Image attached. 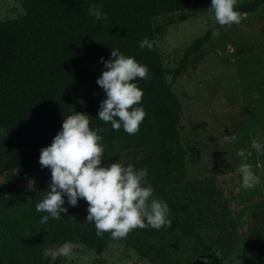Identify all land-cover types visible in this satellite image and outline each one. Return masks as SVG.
Segmentation results:
<instances>
[{
    "label": "trees",
    "instance_id": "trees-1",
    "mask_svg": "<svg viewBox=\"0 0 264 264\" xmlns=\"http://www.w3.org/2000/svg\"><path fill=\"white\" fill-rule=\"evenodd\" d=\"M25 14L0 21V174L18 167L16 176H24L46 192L51 171L39 163L40 150L51 144L61 130L64 117L82 112L89 115L90 127L104 129L103 164L117 161L125 150L144 148L152 153L135 158L129 164L148 169V181L166 201L173 214L184 218L160 230L154 236L175 228L186 245L190 264H201L209 256L203 238H213V220L218 216L215 176L203 182L182 183L186 175L181 148L170 145L177 139L181 103L166 78L158 37L163 33L155 25L157 17L210 4L211 0H23ZM264 0H254L238 7L242 13L256 11ZM95 5L107 14V23L87 14ZM214 25L196 39L186 51L174 79L181 75L190 57L199 53L213 36ZM147 37L154 44L151 51L138 42ZM111 48L133 56L146 65L150 80L138 79L143 90L141 105L146 117L135 135L123 129L114 131L110 123L99 120L98 111L106 94L96 83L102 75L103 62ZM11 83L13 88L8 87ZM4 192L0 189V199ZM43 198L24 196L9 213L0 215V264H49L44 256L53 245H62L60 219L40 222L35 205ZM66 200V197H65ZM66 215L88 206L80 199L77 206L64 205ZM104 234L79 238L86 249L104 248L112 240ZM141 256H151L150 248H138ZM154 263L158 257H151ZM57 264V263H56ZM252 264H264V239L257 247Z\"/></svg>",
    "mask_w": 264,
    "mask_h": 264
},
{
    "label": "rangeland",
    "instance_id": "rangeland-1",
    "mask_svg": "<svg viewBox=\"0 0 264 264\" xmlns=\"http://www.w3.org/2000/svg\"><path fill=\"white\" fill-rule=\"evenodd\" d=\"M252 1L238 0L237 8ZM209 7L204 4L155 20L163 30L157 45L166 78L182 107L177 139L170 145L184 152L186 175L182 183H199L215 176L218 216L212 223L214 237L203 238L209 256L201 264H252L264 239V154L251 147L253 140L264 143V4L244 13L246 18L240 24L212 37L174 79L186 51L214 26ZM24 14L23 0H0V21ZM231 135L236 136L234 142ZM241 149L250 153L246 159L237 155ZM151 153L150 149L131 147L117 161L127 165ZM242 162L250 164L260 179L253 188L241 187ZM18 169L0 174L4 192L0 215L11 212L24 196L35 199L47 194L30 179L16 176ZM154 196L162 200L156 191ZM87 207L72 215L61 214L63 243L71 242L73 250L68 257H54L46 253L58 245L51 246L44 254L49 264H190L186 245L175 228L160 236L152 235L150 227L137 228L125 238L112 239L104 248L86 249L79 238L97 236L95 225L86 222ZM169 218L171 223L179 221L180 226L185 223L171 211ZM138 248H150L151 256H141ZM153 256L159 263L152 261Z\"/></svg>",
    "mask_w": 264,
    "mask_h": 264
},
{
    "label": "clouds",
    "instance_id": "clouds-1",
    "mask_svg": "<svg viewBox=\"0 0 264 264\" xmlns=\"http://www.w3.org/2000/svg\"><path fill=\"white\" fill-rule=\"evenodd\" d=\"M238 0H211L209 19L214 25L227 30L246 18L237 8ZM87 14L96 21L107 23V14L95 5H89ZM213 36L220 30L214 28ZM141 49L151 51L154 44L145 37L138 42ZM103 62L102 75L96 83L106 94L101 101L98 119L110 123L114 131L135 135L140 130L146 112L141 105L143 90L136 81L150 80L149 69L135 57L125 55L118 48H111V56ZM104 129L91 128L89 115L82 112L64 117L61 130L54 136L50 145L41 148L39 163L51 171V183L44 198L35 205V210L46 213L40 222L49 219L59 220L69 206H77L78 201H86V222L95 225L96 235L109 233L113 239L125 238L134 229L153 228L160 230L170 227V209L166 201L155 198L154 188L148 181V169H136L134 165H124L119 161L103 164L105 153L102 144ZM231 141L235 135L229 136ZM251 147L264 154V143L252 141ZM241 158L250 153L241 149ZM244 189L260 183L252 166L242 162L239 166ZM66 197V200H65ZM73 250L71 242H65L46 253L54 257H68Z\"/></svg>",
    "mask_w": 264,
    "mask_h": 264
}]
</instances>
